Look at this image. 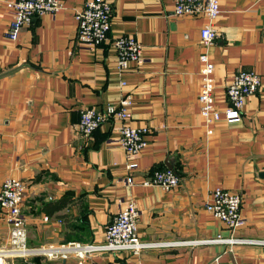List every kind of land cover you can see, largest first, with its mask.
<instances>
[{
	"label": "crops",
	"instance_id": "obj_1",
	"mask_svg": "<svg viewBox=\"0 0 264 264\" xmlns=\"http://www.w3.org/2000/svg\"><path fill=\"white\" fill-rule=\"evenodd\" d=\"M4 1L0 184L24 183L27 245L102 243L105 226L129 201L139 212L140 241L151 244L84 257L71 252L40 264H264V0H218L211 22L218 36L207 47L199 30L209 21L174 15L173 0H109L110 35H132L142 47L141 63L121 73L108 43L90 50L76 42L74 15L86 0H60L61 9L34 16L16 40L6 35L11 16ZM204 53L214 65L221 112L213 122L200 115L197 100ZM239 70L254 72L260 84L240 118L228 121L224 89ZM124 96L131 99L129 123L145 129L134 169L118 143L119 120L109 117L89 136L73 128L84 108L104 110ZM164 169L177 174L175 188L144 183ZM216 187L240 194V227L228 228L205 209ZM8 230L0 208V248Z\"/></svg>",
	"mask_w": 264,
	"mask_h": 264
},
{
	"label": "built area",
	"instance_id": "obj_2",
	"mask_svg": "<svg viewBox=\"0 0 264 264\" xmlns=\"http://www.w3.org/2000/svg\"><path fill=\"white\" fill-rule=\"evenodd\" d=\"M5 8L9 11L11 20L7 29V37L16 40L21 28L27 25L34 16L45 13H55L63 7L60 0H5ZM173 14L202 15L209 21L199 30L200 41L203 46H210L217 38L218 32L211 22L219 16L218 0H173ZM76 42L79 46L94 49L103 43H108L116 55L119 73L130 69L132 62L140 64L142 61V47L132 35H110L111 4L109 0H86L83 6L75 12ZM201 61V83L197 100L200 115L206 122L221 119V112L216 107L215 82L213 77L214 65L206 53L199 56ZM259 77L252 71L239 70L229 80L224 89L227 103L223 110V119L236 120L243 114L247 97L259 87ZM131 99L124 96L119 103L108 104L106 109L97 110L87 107L81 110L79 121L73 128L78 133L89 136L98 129L109 117L121 122L119 125L118 143L131 159L127 167L134 169L137 163L134 158L146 146L144 128L132 126L130 122ZM210 132V130H208ZM179 178L174 170H155L145 184H158L164 189H173ZM25 192L24 183L16 178H7L0 184V208L4 211L9 224L8 242L0 248V264H7V260L16 257L47 256L48 258H67L71 252L84 257L93 252L131 250L149 246L141 242L137 235L138 209L131 202H127L107 223L104 230V242L79 243L69 242L61 245H47L29 247L21 204ZM240 194L221 187L214 188L205 209L216 219L234 230L243 225L240 212ZM252 242L249 239H222L214 241Z\"/></svg>",
	"mask_w": 264,
	"mask_h": 264
},
{
	"label": "trees",
	"instance_id": "obj_3",
	"mask_svg": "<svg viewBox=\"0 0 264 264\" xmlns=\"http://www.w3.org/2000/svg\"><path fill=\"white\" fill-rule=\"evenodd\" d=\"M64 205V201L63 200H60L58 202H56V206H55V209H59L61 208L62 206ZM30 259H32V264H40V259H42L41 256H32L30 257Z\"/></svg>",
	"mask_w": 264,
	"mask_h": 264
},
{
	"label": "rangeland",
	"instance_id": "obj_4",
	"mask_svg": "<svg viewBox=\"0 0 264 264\" xmlns=\"http://www.w3.org/2000/svg\"><path fill=\"white\" fill-rule=\"evenodd\" d=\"M44 260H48V259H51V258H48L47 256H44L42 257Z\"/></svg>",
	"mask_w": 264,
	"mask_h": 264
}]
</instances>
